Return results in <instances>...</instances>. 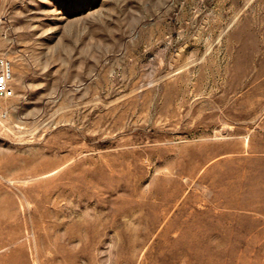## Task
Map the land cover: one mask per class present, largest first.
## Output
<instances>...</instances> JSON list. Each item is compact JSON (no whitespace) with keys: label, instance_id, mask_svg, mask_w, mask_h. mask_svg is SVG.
<instances>
[{"label":"rangeland","instance_id":"obj_1","mask_svg":"<svg viewBox=\"0 0 264 264\" xmlns=\"http://www.w3.org/2000/svg\"><path fill=\"white\" fill-rule=\"evenodd\" d=\"M0 264H264V0H0Z\"/></svg>","mask_w":264,"mask_h":264},{"label":"built area","instance_id":"obj_2","mask_svg":"<svg viewBox=\"0 0 264 264\" xmlns=\"http://www.w3.org/2000/svg\"><path fill=\"white\" fill-rule=\"evenodd\" d=\"M11 78V67L5 59L0 60V96L8 97L12 91L8 87Z\"/></svg>","mask_w":264,"mask_h":264}]
</instances>
